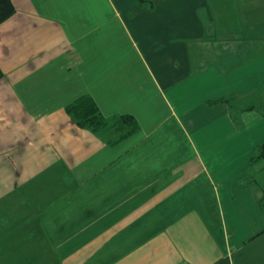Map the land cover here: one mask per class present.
Instances as JSON below:
<instances>
[{"label":"crops","instance_id":"1","mask_svg":"<svg viewBox=\"0 0 264 264\" xmlns=\"http://www.w3.org/2000/svg\"><path fill=\"white\" fill-rule=\"evenodd\" d=\"M11 1L0 264H264V5ZM81 97L137 128H79Z\"/></svg>","mask_w":264,"mask_h":264},{"label":"trees","instance_id":"2","mask_svg":"<svg viewBox=\"0 0 264 264\" xmlns=\"http://www.w3.org/2000/svg\"><path fill=\"white\" fill-rule=\"evenodd\" d=\"M15 12L14 5L11 0H0V24L10 18ZM2 71L0 69V78L2 77ZM67 113L72 117L74 123L83 129H90L95 132L106 130L110 127L118 133H130L137 128L134 119L127 115L121 116L115 123L108 122L98 111L94 103L88 97H81L73 102L66 109ZM264 113V112H263ZM124 136V135H123ZM264 158V144L258 146L252 157L250 163L256 160ZM260 207L264 213V191L260 198Z\"/></svg>","mask_w":264,"mask_h":264},{"label":"rangeland","instance_id":"3","mask_svg":"<svg viewBox=\"0 0 264 264\" xmlns=\"http://www.w3.org/2000/svg\"><path fill=\"white\" fill-rule=\"evenodd\" d=\"M257 4L259 6L264 5V0H258ZM232 16L234 17V14H232ZM247 16V22H246V26L248 27V29H246L245 31L248 32H252V36L256 33L257 35H260V31L263 33L264 36V7L261 13H247V14H241V17L245 18ZM231 20V19H230ZM234 20V19H232ZM239 20V19H238ZM237 20V21H238ZM255 25H257V27H255ZM264 159V158H263ZM78 194H74L71 197H75Z\"/></svg>","mask_w":264,"mask_h":264}]
</instances>
